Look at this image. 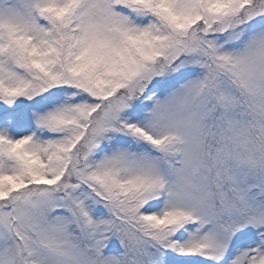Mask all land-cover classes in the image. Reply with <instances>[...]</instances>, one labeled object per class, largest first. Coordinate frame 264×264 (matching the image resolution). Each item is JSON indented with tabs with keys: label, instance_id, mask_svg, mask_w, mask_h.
<instances>
[{
	"label": "snow or ice",
	"instance_id": "snow-or-ice-1",
	"mask_svg": "<svg viewBox=\"0 0 264 264\" xmlns=\"http://www.w3.org/2000/svg\"><path fill=\"white\" fill-rule=\"evenodd\" d=\"M0 264H264V0H0Z\"/></svg>",
	"mask_w": 264,
	"mask_h": 264
}]
</instances>
